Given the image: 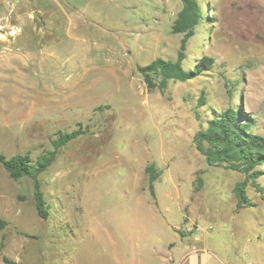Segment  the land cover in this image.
Returning <instances> with one entry per match:
<instances>
[{
  "label": "rangeland",
  "instance_id": "374dc122",
  "mask_svg": "<svg viewBox=\"0 0 264 264\" xmlns=\"http://www.w3.org/2000/svg\"><path fill=\"white\" fill-rule=\"evenodd\" d=\"M198 1L185 66L214 65L161 92L138 68L177 58L181 0H0V153L37 159L87 131L39 177L47 219L0 164V264H264L262 194L250 181L238 210L246 176L193 143L230 108L264 136V0Z\"/></svg>",
  "mask_w": 264,
  "mask_h": 264
},
{
  "label": "trees",
  "instance_id": "16d2710c",
  "mask_svg": "<svg viewBox=\"0 0 264 264\" xmlns=\"http://www.w3.org/2000/svg\"><path fill=\"white\" fill-rule=\"evenodd\" d=\"M181 2L182 9L172 25L173 34L183 35L177 58L175 60L158 58L149 65L138 68L150 91L164 92L171 81L192 80L211 70L214 65V58L204 56L191 69L186 68L189 41L204 20L205 12L198 0H181ZM99 110H103L102 107ZM240 114L232 108L222 113H215L212 119L207 120V127L199 130L193 139L195 148L206 159L209 166L222 167L246 176V179L237 183L234 188L238 210L254 206L246 194L250 181L262 194L264 200V188L257 183L263 175L260 168L264 167V136L249 132V122L241 121ZM84 134H87V131L82 129L68 133L59 131L51 141L52 150L44 152L37 159H33L29 153L11 158L0 153V164L11 179L17 181L29 178L34 182L35 205L40 218L47 219L49 214L45 207L46 202L39 177L55 163L63 147ZM146 173L152 190L161 173L154 167H148ZM8 226L9 222L0 217V232ZM5 260L7 262V259Z\"/></svg>",
  "mask_w": 264,
  "mask_h": 264
},
{
  "label": "crops",
  "instance_id": "0c3cea01",
  "mask_svg": "<svg viewBox=\"0 0 264 264\" xmlns=\"http://www.w3.org/2000/svg\"><path fill=\"white\" fill-rule=\"evenodd\" d=\"M194 257L189 260V262H182L181 264H196L195 261H193Z\"/></svg>",
  "mask_w": 264,
  "mask_h": 264
}]
</instances>
